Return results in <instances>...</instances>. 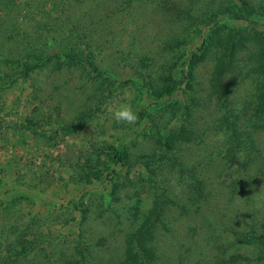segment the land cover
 Returning <instances> with one entry per match:
<instances>
[{
	"label": "rangeland",
	"instance_id": "rangeland-1",
	"mask_svg": "<svg viewBox=\"0 0 264 264\" xmlns=\"http://www.w3.org/2000/svg\"><path fill=\"white\" fill-rule=\"evenodd\" d=\"M237 3L0 0V264H140L143 238L157 254L149 264H264L254 239L264 236V131L256 163L239 161L243 149L230 166L219 155L229 130L214 58L248 31L240 63L264 51V15ZM218 8L228 19L191 76L201 30L217 27L201 28L199 15ZM71 41L86 62L55 54ZM234 78L225 84L242 113L255 83ZM121 104L134 123L112 117Z\"/></svg>",
	"mask_w": 264,
	"mask_h": 264
},
{
	"label": "trees",
	"instance_id": "trees-1",
	"mask_svg": "<svg viewBox=\"0 0 264 264\" xmlns=\"http://www.w3.org/2000/svg\"><path fill=\"white\" fill-rule=\"evenodd\" d=\"M237 6L239 12H244L249 15H264V0H257V2H253L255 4H252L251 1L254 0H237ZM99 4L98 2L92 3V8L97 7ZM222 9H225L222 6ZM232 13V12H231ZM201 17V18H200ZM229 18L233 20L239 19L238 16H232L230 15ZM228 16L224 15V12L218 8V11H212L211 14H203L202 16L199 15V22L198 24L203 28L204 26L208 25L211 21L216 22L217 27L212 28L210 31H208V34H203L201 30V36L203 37V40L201 42V45L196 48V50L193 52V60L189 64V74L192 76L194 73V70L196 67H198V62L202 61L204 58V55L207 54H213L210 53V50H213V44L214 40H217L220 38V33L223 30L224 24H219V20H227ZM245 19V17H243ZM197 20V18H196ZM72 32V31H71ZM247 32V30H246ZM253 39L252 34L250 31H248L247 34H244L243 36L238 37L237 40H231L230 44L225 48L227 49L225 54V58L218 57L214 58V65H215V71H214V79L216 80L217 87H216V94L219 95L220 99L222 100V103L224 104V108H226L224 111L225 116L223 118V123L225 124L227 129L229 130V134H225V140L226 143L223 146L229 145V149L227 151V148L225 150V154L222 155L221 151L219 152V155H221L222 159H229L227 162H229V166L231 165L232 159H235L234 156L236 154H240L239 151L243 149L242 152L247 151V159L241 160L239 158V161H241L243 164L246 163H256L255 160L259 159L256 155L259 154V148L256 145L255 136L256 132L264 131V51L261 49H254L251 54H249L248 61H245L243 64L240 63L237 54L239 52V49L237 48L238 45H241L243 48L248 47V41ZM223 40H220L221 42ZM76 41L71 42H63V49L64 46H67V50L61 49V52L55 53L58 57L62 54H65V58L71 60L74 63H81L82 61L86 62L87 59L84 58L86 55L84 54L83 49H79L76 44ZM39 57V56H37ZM42 58H37V61L35 62H29L26 60L25 62V69H23V75L26 76L30 71L34 70L35 68L39 67L41 63ZM88 63L90 66L95 67V64L88 60ZM216 63V64H215ZM197 64V65H196ZM21 71V70H20ZM6 73V72H5ZM182 73H185L183 70ZM233 73L235 75V82L234 85H238L245 77L251 75L253 77V81L255 84H253V87L250 91H248L247 96L248 99L246 101V105L243 106V112L241 113V107H238L233 104V97L234 91L233 89H228L225 84V76L226 74ZM6 77H13L12 75L6 74ZM7 80V79H4ZM220 100V101H221ZM223 106V105H222ZM250 145L251 148L246 150V147ZM114 157L117 159V162L127 164L129 162V156L128 154H124V152L121 150H115ZM150 159V157H149ZM264 160V156L262 158ZM264 164V161H263ZM224 170H222L223 172ZM260 169L257 171L255 170L256 174H260ZM249 176V173H248ZM256 177V176H254ZM264 177V175H263ZM190 178L194 181L198 182V186L196 188L197 191H199L201 184L204 183V179L201 178V176H197L195 174H190ZM154 179V178H153ZM157 182L158 180L155 179ZM234 192L240 188L241 181H235L234 182ZM205 188V183H204ZM239 191V190H238ZM254 239L258 241L257 243L264 244V236L263 235H257L254 236ZM147 239L143 238V242L139 249V255L142 257L139 259L138 263L140 264H149L151 263V259L154 258L156 254V250H154V246L151 248L150 246L146 247ZM150 258V259H149ZM71 259H67L66 263H64V260H61L60 264H71Z\"/></svg>",
	"mask_w": 264,
	"mask_h": 264
},
{
	"label": "clouds",
	"instance_id": "clouds-1",
	"mask_svg": "<svg viewBox=\"0 0 264 264\" xmlns=\"http://www.w3.org/2000/svg\"><path fill=\"white\" fill-rule=\"evenodd\" d=\"M112 117L117 122L132 124L137 120V113L128 104H121L112 110Z\"/></svg>",
	"mask_w": 264,
	"mask_h": 264
}]
</instances>
